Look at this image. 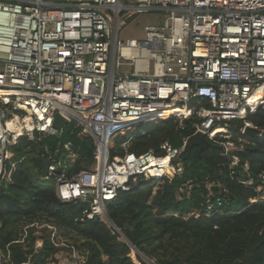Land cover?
Returning <instances> with one entry per match:
<instances>
[{"label":"built area","instance_id":"obj_1","mask_svg":"<svg viewBox=\"0 0 264 264\" xmlns=\"http://www.w3.org/2000/svg\"><path fill=\"white\" fill-rule=\"evenodd\" d=\"M151 12L166 15L162 25L147 27L145 39L118 40L126 20ZM123 67L130 70L117 74ZM176 110L187 115L161 118ZM259 113H264V0H0V182L13 172L11 148L21 139L39 144L58 136L63 130L53 128L60 114L80 129L79 137L92 138L95 160L89 170L72 173L79 160L72 144L39 145L49 161L44 178L62 202L86 206L82 222L99 218L113 228L106 205L120 191L130 192L139 179L172 181L183 173L178 156L187 139L178 149L163 144L164 156L137 155L128 149L139 126L175 121L183 127L193 121L196 132L223 146L228 156L244 148L247 128L258 129L250 117ZM150 117L154 121L147 123ZM124 122L137 125L124 130ZM237 123L240 131L228 134ZM124 137L125 154L113 155L115 140ZM237 164L234 157L232 167ZM158 170L165 172L162 179L153 172ZM191 187L180 192L187 195ZM257 191L254 202L264 201V173ZM221 203L209 200L207 212ZM43 227L58 249L48 264H91L89 248L60 242L56 227ZM28 228L16 243L25 242ZM43 245L39 238L23 264H33ZM130 249L133 264H158ZM1 260L11 264L0 252Z\"/></svg>","mask_w":264,"mask_h":264},{"label":"trees","instance_id":"obj_2","mask_svg":"<svg viewBox=\"0 0 264 264\" xmlns=\"http://www.w3.org/2000/svg\"><path fill=\"white\" fill-rule=\"evenodd\" d=\"M250 121L263 134L245 136L247 143L242 150L225 156L224 148L214 145L200 157L196 148L183 162V173L172 181L139 179L131 183L130 192L120 191L106 205L108 217L140 253L156 258L158 264H264V201L254 202L259 197V176L264 173V113L250 117ZM134 125L137 124L133 123L130 129ZM241 127L237 123L233 134ZM139 129L128 149L137 155L152 151L164 156L163 144L178 149L184 139L196 132L193 121H185L183 127L168 121ZM79 133V128L69 124L59 137H46L39 144L21 139L11 148L16 167L11 178L0 183V252L9 257V263H26L40 238L43 248L31 261L48 264L58 251L51 241V232L43 227L49 225L67 232L68 242L88 246L91 264H133L128 257L131 252L128 242L99 218L82 222L86 206L62 202L52 181L44 178L49 161L45 149L39 145L55 147L58 143H70L79 154L71 172L91 168L95 160L93 140L79 137ZM122 142L124 139L120 138L113 155L125 154L120 148ZM234 157L238 164L232 167ZM249 180H253L252 185L244 183ZM157 183L160 186L154 191ZM188 183L192 187L185 195L180 191ZM212 186H218L219 190L211 194ZM217 199L221 200V206L215 205L207 212V202L214 203ZM35 224L43 227L42 237H36V226L30 227ZM27 226L25 242L16 243L25 236Z\"/></svg>","mask_w":264,"mask_h":264},{"label":"rangeland","instance_id":"obj_3","mask_svg":"<svg viewBox=\"0 0 264 264\" xmlns=\"http://www.w3.org/2000/svg\"><path fill=\"white\" fill-rule=\"evenodd\" d=\"M165 18H166V15L164 13H161V12L137 14V15L133 16L132 18L126 20V26L121 28V30L119 31L118 40L123 41V42H127L130 39H135V40L145 39L147 36L146 28L147 27H159L160 26L159 20H164ZM127 70L129 71L130 68L123 67L120 70H117V74L118 73H124ZM234 129H236L235 126L232 127V130H234ZM137 130H141V129L137 128L133 133H136ZM232 130H230L228 134H230L232 132ZM125 134L130 136L131 133L126 132ZM223 135L224 136H222V139L223 140L225 139V141H229V140H226L229 137V135H227V134H223ZM56 137H59V136H56ZM118 139L119 138H117L115 140V146L117 145ZM123 139H126V137H124ZM115 146L112 148V151L115 149ZM232 151H235V150H232ZM233 161H234V159H233ZM9 164H10V168H12V170H15L16 163L12 162V160H11ZM159 186H160V184L157 183V188L154 191H157ZM194 214L196 215L197 213H194ZM48 231L50 232L51 230L48 229ZM43 234L44 233L42 232L41 227L36 228V232H35L36 237H38V238L42 237ZM57 234H58L60 242H65V241H67V239L70 238L69 235H66L67 232H65L64 230H58ZM85 247L88 248V246H85ZM154 259H156V258H154Z\"/></svg>","mask_w":264,"mask_h":264},{"label":"water","instance_id":"obj_4","mask_svg":"<svg viewBox=\"0 0 264 264\" xmlns=\"http://www.w3.org/2000/svg\"><path fill=\"white\" fill-rule=\"evenodd\" d=\"M160 25H162L161 21H160ZM67 125H68V121L65 118H63L60 114H57L55 116L53 133H60L64 129V127ZM142 127L144 126H141V127L139 126L138 128H142ZM245 133L248 136H262L263 131L260 129H255V128H247ZM213 146L214 144L207 139L204 133L196 132L195 134H193L187 139L186 144L184 146V150L180 153V155L178 156V159L181 162L187 161L191 157L193 150L196 148H197L198 155L200 157H203V152L207 148L213 147ZM218 190H219L218 186H214L212 189L213 192L218 191ZM212 198L214 197L212 196ZM107 220H108V223H110V225L113 227V229L122 237V239L128 242L130 245H132L129 242V240L126 238V236L123 234V232L116 227V225L112 222V220L108 217V215H107Z\"/></svg>","mask_w":264,"mask_h":264},{"label":"bare ground","instance_id":"obj_5","mask_svg":"<svg viewBox=\"0 0 264 264\" xmlns=\"http://www.w3.org/2000/svg\"><path fill=\"white\" fill-rule=\"evenodd\" d=\"M173 114L187 115L186 112L183 113L182 111L176 110V111H172V112H169V113H167V114H164L161 118L163 119V117H164L165 115H173ZM168 117H169V116H168ZM145 121H147V123H151V122L154 121V120H153L152 117H150V118H148V119L145 120ZM132 124H133V123H131V122H130V123H126V122H124L123 124H121V128L124 129V130H125V128H129V129H130V127L132 126ZM170 160H171V157L168 156V157H166V158L164 159V163L167 164V163L170 162ZM153 172L155 173V175H157L158 179H162V178L164 177V173H165V172L162 171V170L153 171ZM156 172H157V173H156ZM135 255H136V251L134 250L133 256H135Z\"/></svg>","mask_w":264,"mask_h":264}]
</instances>
